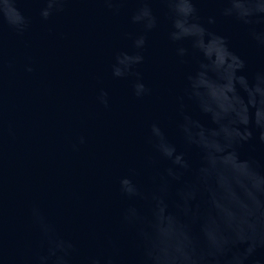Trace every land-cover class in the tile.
I'll use <instances>...</instances> for the list:
<instances>
[{"label":"water","instance_id":"95a60500","mask_svg":"<svg viewBox=\"0 0 264 264\" xmlns=\"http://www.w3.org/2000/svg\"><path fill=\"white\" fill-rule=\"evenodd\" d=\"M39 6L37 0L21 4L31 20L22 36L0 25V252L7 264H32L42 249L29 214L37 204L75 243L71 264L97 253L118 262L134 260V234L120 220L130 201L120 196L117 180L135 169V179L150 187L149 176L170 166L146 142L147 125L154 120L178 151H185L173 119L189 65L177 60L166 38V8L154 0L160 24L148 36L139 69L152 92L137 100L130 80L113 79L109 70L114 54L130 46L125 33L138 31L128 22L135 0L118 10L101 0H68L47 22L40 19ZM222 6L219 0H196L205 23L216 17L206 26L227 37L251 76L264 69V48L250 38L247 26L220 16ZM28 64L30 73L24 70ZM99 88L109 92V109L96 102ZM81 135L86 143L74 149ZM240 152L264 166V145L253 141ZM149 154L156 160L152 168L145 167ZM187 158L193 169L199 165L195 149L187 150ZM191 178L186 172L171 181L170 201ZM252 259L264 264V249Z\"/></svg>","mask_w":264,"mask_h":264},{"label":"clouds","instance_id":"9594fccd","mask_svg":"<svg viewBox=\"0 0 264 264\" xmlns=\"http://www.w3.org/2000/svg\"><path fill=\"white\" fill-rule=\"evenodd\" d=\"M31 0H0V25L19 36L30 27V17L21 4ZM68 0H37L38 15L49 21L63 11ZM110 10H118L127 0H101ZM154 0H135L128 17L138 31L125 33L128 49L117 51L109 65L111 77L130 80L137 100L151 95L152 89L139 70L145 62L148 36L159 27ZM220 16L248 27V34L264 48V0H219ZM166 8L170 27L167 41L181 64L189 65L184 84L176 96L174 129L185 151H178L162 126L154 120L147 125L146 142L156 157L170 166L163 174L149 176L150 187L141 186L131 169L118 178V192L130 201L120 216L132 229L136 258L117 261L97 253L83 264H260L252 258L264 249V166L254 157H243L242 145H264V69L249 76L246 63L231 50L226 36L209 30L215 16L202 20L196 0H159ZM257 26H260L259 28ZM26 72H32L30 64ZM96 102L110 108L109 92L99 88ZM86 137H78L84 145ZM199 154L193 169L187 150ZM156 163L145 156V167ZM191 172L170 201L171 181H180ZM29 214L41 237L42 249L32 264H71L77 248L61 234L57 224L43 209L33 204ZM0 264H7L0 252Z\"/></svg>","mask_w":264,"mask_h":264}]
</instances>
